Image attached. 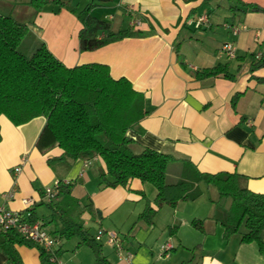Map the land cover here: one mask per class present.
Instances as JSON below:
<instances>
[{"label":"crops","instance_id":"1","mask_svg":"<svg viewBox=\"0 0 264 264\" xmlns=\"http://www.w3.org/2000/svg\"><path fill=\"white\" fill-rule=\"evenodd\" d=\"M90 1L49 3L36 12L30 0H0V11L27 23L34 39L44 41L67 66L107 64L112 77L128 78L144 94L152 108L141 121L145 132L129 135L137 141V151L149 147L171 156L169 181L190 179L196 171L237 172L246 176L251 191L264 193V67L250 70L253 56L264 54V11L244 6L264 9V0H240L243 4L237 0H93L91 14L108 21L112 31L133 28L138 34L81 51L79 14ZM234 5L236 11L230 9ZM200 16H207L208 22L196 27ZM227 24L247 29L234 35ZM227 42L235 45L234 58L222 50ZM225 63L235 79L195 76L198 70ZM0 127V206L18 211L33 208L42 224L51 218L45 188L59 180L70 181L79 201L76 219L88 230L94 223L97 230L119 232L124 247L133 254L132 264H264L256 243L242 242L239 233L224 238V227L215 218L217 190L202 209L195 205L186 215L164 205L149 224L139 219L157 195L148 183L133 179L127 186L106 187L99 175L105 168L100 158L88 166L84 159L59 160L63 151L46 129L44 116L15 125L1 115ZM17 165H21L19 173L14 170ZM200 187L201 197L186 202L198 201L214 188ZM89 203L94 210L85 208ZM163 208L165 213H160ZM193 219L202 221L204 231L192 225ZM54 228V223L45 227L50 233ZM165 242L173 249L160 257ZM80 243L79 236L58 240L59 261L97 264L92 247ZM100 243L111 264H127L105 239ZM16 250L22 264H41L37 247L16 245ZM0 264H11L1 248Z\"/></svg>","mask_w":264,"mask_h":264},{"label":"trees","instance_id":"2","mask_svg":"<svg viewBox=\"0 0 264 264\" xmlns=\"http://www.w3.org/2000/svg\"><path fill=\"white\" fill-rule=\"evenodd\" d=\"M70 0H52L64 6ZM239 4H243L237 0ZM49 0H30L29 4L40 12ZM91 0L79 14V46L81 51H92L112 42L138 34L133 28L112 31L110 23L91 14ZM254 11L264 9L244 4ZM236 11L237 6H231ZM104 32V35L101 33ZM32 38V48L21 49L26 39ZM264 67V54L253 61L250 70ZM223 75L235 79L229 64L198 70V79ZM237 95L233 96L235 105ZM152 111L143 93L136 90L126 77H112L110 68L103 63L67 66L57 58L44 41H36L27 23L10 13L0 11V116L5 115L13 124L21 125L32 119L46 117V129L63 151L59 160L76 161L100 158L105 168L99 173L106 187L127 186L133 179L152 184L157 195L154 205L148 204L139 219L149 224L164 206L176 207L181 201L201 197V184L212 186L218 192V202L230 201L226 210L215 214L224 227V238L239 233L244 243L254 242L264 254V193H255L246 185V176L237 172L217 173L196 171L195 175L169 181L167 169L171 156L149 147L137 151V141L130 131L144 133L141 121ZM0 127V141H1ZM56 158L49 159V164ZM73 184L59 180L57 199L46 202L51 210L50 219L42 226L54 223L51 234L58 240L74 236L80 244L92 247L97 264H111L103 254L102 244L90 236L82 221L75 217L79 201L72 192ZM94 210L92 203L85 206ZM33 222L39 217L30 209ZM44 219V218H42ZM192 225L204 231L202 221L193 219ZM177 226L172 227V229ZM16 245L37 247L41 264H56L52 256L59 250L49 251L26 240L15 230L0 228V248L11 264H22Z\"/></svg>","mask_w":264,"mask_h":264},{"label":"built area","instance_id":"3","mask_svg":"<svg viewBox=\"0 0 264 264\" xmlns=\"http://www.w3.org/2000/svg\"><path fill=\"white\" fill-rule=\"evenodd\" d=\"M207 22V16H200L194 23L196 27H199ZM134 23L135 25L139 24L138 21ZM227 27H229L231 33L234 35H238L241 31L247 29L246 25L239 26L227 24ZM222 50L227 53L228 57H235V45L233 43H225L222 46ZM260 57L261 55H257L256 58ZM23 160L25 159L23 158ZM91 163L92 160H85L86 166L90 165ZM14 170L16 173H19L21 171V165H17ZM58 185L59 181H56L53 186L45 188L44 192L47 202L57 199ZM6 197L11 198V195H6ZM30 214V209L18 211L2 205L0 206V228L4 231L15 230L26 240L43 246L49 251H54L58 242L57 239L48 230H46L39 221L33 222L30 218ZM95 239L99 242H102L105 239V241L115 249L120 260H125L127 264H132L133 254L124 247L123 239L119 232L111 229L99 228L95 235ZM172 249L173 245L167 242L162 246V254L168 256ZM51 260L56 264H62L55 255L52 256Z\"/></svg>","mask_w":264,"mask_h":264},{"label":"rangeland","instance_id":"4","mask_svg":"<svg viewBox=\"0 0 264 264\" xmlns=\"http://www.w3.org/2000/svg\"><path fill=\"white\" fill-rule=\"evenodd\" d=\"M49 3H53L52 1H49ZM49 3H47V4H49ZM46 4V5H47ZM53 4H55V3H53ZM85 5V4H84ZM84 5H83V8H84ZM31 44H32V38L29 36V39H26L24 42H23V45L21 46V49L23 50V49H25V51L29 48H32L31 47ZM148 186L149 187H152L153 189H155L154 188V186L152 185V184H148ZM215 191H216V188H213V189H210V190H207L205 193H204V196H203V198L202 199H200V200H198V201H195V202H186V201H181L176 207H171V208H173L174 210H172L171 208H168V209H171V211H180L182 214H186V215H189V214H192V211L194 210V207H195V205H198V204H200L201 205V209H202V205L205 203L206 205H207V203L209 204L210 202H209V199H210V196L211 195H213V193H215ZM217 206H218V209H217V213H220L221 212V210H223L224 208H229V206H230V202L227 200V201H220V202H218V204H217ZM165 209L166 208H163L162 210H161V212L160 213H165ZM225 210V209H224ZM42 211H44V209H41V210H39V213L41 214L42 213ZM185 211V212H184ZM90 229H89V234H90V236H95V233H96V231H98L97 230V228H96V225L94 224V223H92V224H90ZM166 243V242H165ZM164 243V244H165ZM114 254V253H113ZM159 255H160V257H162V248H161V246H160V253H159ZM164 257V256H163Z\"/></svg>","mask_w":264,"mask_h":264}]
</instances>
